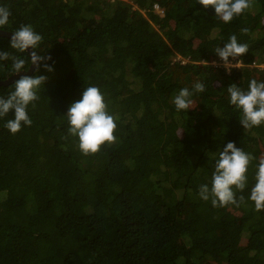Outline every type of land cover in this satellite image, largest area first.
Wrapping results in <instances>:
<instances>
[{"label": "trees", "instance_id": "trees-1", "mask_svg": "<svg viewBox=\"0 0 264 264\" xmlns=\"http://www.w3.org/2000/svg\"><path fill=\"white\" fill-rule=\"evenodd\" d=\"M3 2L0 30L30 23L56 65L30 126L0 120V264H264V210L248 199L264 125L244 129L226 93L264 80V0L229 24L197 0ZM232 34L248 52L228 71L214 48ZM197 80L206 91L177 113L174 93ZM89 85L118 119L114 141L84 155L64 114ZM228 141L258 159L239 203L214 207L198 186Z\"/></svg>", "mask_w": 264, "mask_h": 264}, {"label": "clouds", "instance_id": "clouds-1", "mask_svg": "<svg viewBox=\"0 0 264 264\" xmlns=\"http://www.w3.org/2000/svg\"><path fill=\"white\" fill-rule=\"evenodd\" d=\"M197 3L201 6L197 9L198 14L212 9L214 17L224 24L231 23L252 7L251 0H197ZM11 15V8L0 0V29L8 28ZM241 31L247 32L248 29ZM42 42V34L28 23L12 29L9 45L0 48V76L19 75L35 66V74L19 75L6 89V94H0V120L12 134L32 124L29 106L39 99V92L44 88L47 76L42 73L55 71L56 61L52 55L42 54L45 51L40 50ZM214 52L225 70L230 71V66L239 61L237 58L248 52V45L232 34L224 40L222 47L214 48ZM205 91L206 84L201 80L178 89L172 97L175 111L188 115L189 110L197 105L194 98ZM226 93L228 104L237 111L244 129L264 125V80L251 79L246 88L232 83L226 87ZM64 115L68 133L77 139L79 150L84 155L95 154L115 139L118 117L109 112L105 94L98 86H86ZM212 159L211 181L198 186L199 197L211 200L214 207L238 204L236 193L248 188L249 168L258 158L238 147L234 141H228L214 152ZM253 179L255 182L248 199L254 202L257 211L264 210V158H259L255 164ZM243 199L241 196L240 200Z\"/></svg>", "mask_w": 264, "mask_h": 264}, {"label": "water", "instance_id": "water-1", "mask_svg": "<svg viewBox=\"0 0 264 264\" xmlns=\"http://www.w3.org/2000/svg\"><path fill=\"white\" fill-rule=\"evenodd\" d=\"M12 32L11 31H7V30H0V36H4V37H11ZM31 51V49L29 50ZM35 71V66H32L29 68V70L27 72H21L19 75H25V74H32ZM19 75H11L10 77H8L5 80L0 79V85H10L11 83L14 82V80L19 78Z\"/></svg>", "mask_w": 264, "mask_h": 264}, {"label": "built area", "instance_id": "built-area-1", "mask_svg": "<svg viewBox=\"0 0 264 264\" xmlns=\"http://www.w3.org/2000/svg\"><path fill=\"white\" fill-rule=\"evenodd\" d=\"M157 9H159L158 5L156 6Z\"/></svg>", "mask_w": 264, "mask_h": 264}]
</instances>
